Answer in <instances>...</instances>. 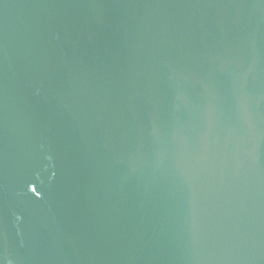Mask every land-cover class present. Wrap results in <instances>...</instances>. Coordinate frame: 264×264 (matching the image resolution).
Returning <instances> with one entry per match:
<instances>
[{
  "label": "water",
  "instance_id": "1",
  "mask_svg": "<svg viewBox=\"0 0 264 264\" xmlns=\"http://www.w3.org/2000/svg\"><path fill=\"white\" fill-rule=\"evenodd\" d=\"M0 264H264V0H0Z\"/></svg>",
  "mask_w": 264,
  "mask_h": 264
}]
</instances>
